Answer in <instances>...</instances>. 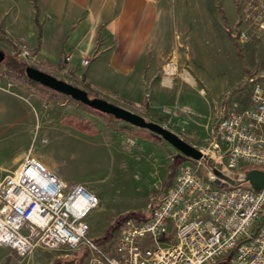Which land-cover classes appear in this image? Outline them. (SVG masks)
<instances>
[{
    "label": "crops",
    "instance_id": "1",
    "mask_svg": "<svg viewBox=\"0 0 264 264\" xmlns=\"http://www.w3.org/2000/svg\"><path fill=\"white\" fill-rule=\"evenodd\" d=\"M3 1L1 36L28 52L38 48L32 55L38 64L55 74L66 73L85 90L167 119L166 124L188 135L186 142L205 140L221 108H252L248 80L255 72L250 63L254 49L250 42L233 37L246 0H36L35 6L33 0ZM263 48L264 41L260 51ZM169 58L187 64L175 78L161 73ZM259 70L264 72V66ZM87 125L94 134L67 127L68 137L58 135L56 157L70 160L62 158L61 147L70 140L80 151L78 163L103 165L107 174H118L113 186L141 187L139 198L154 186H169L177 174L172 173L174 166L180 169L193 162L172 152L171 167L160 182V155L170 151L166 144L141 129L119 132L110 124ZM131 134L135 145L124 152ZM23 157L22 153L11 165H2V173L15 170ZM47 165L65 183L64 171ZM6 250L11 251L0 246V264ZM35 258L34 264H39L40 254Z\"/></svg>",
    "mask_w": 264,
    "mask_h": 264
},
{
    "label": "built area",
    "instance_id": "2",
    "mask_svg": "<svg viewBox=\"0 0 264 264\" xmlns=\"http://www.w3.org/2000/svg\"><path fill=\"white\" fill-rule=\"evenodd\" d=\"M263 32L264 0H246L233 37L247 41ZM173 69L171 60L161 73L171 76ZM248 82L252 108H221L200 149L196 162L214 167L205 177L192 165L180 168L150 197L148 218L123 219L112 248L97 243L86 222L97 196L82 184L66 189L30 154L0 180V246L22 258L37 250H84L85 264H264V188L252 190L239 173L242 165L264 172V76ZM126 143L134 147L135 139Z\"/></svg>",
    "mask_w": 264,
    "mask_h": 264
},
{
    "label": "rangeland",
    "instance_id": "3",
    "mask_svg": "<svg viewBox=\"0 0 264 264\" xmlns=\"http://www.w3.org/2000/svg\"><path fill=\"white\" fill-rule=\"evenodd\" d=\"M1 1L2 3L4 2L3 0ZM1 35L2 33L0 32V37H3ZM1 41L0 49L4 51L7 57H13L23 64L41 71L45 69L46 73L85 90L77 80L71 78L66 73L60 72V74H55L53 70L43 68L42 65L38 64L32 57V54L24 50L22 45L15 44L12 40L10 41L6 35H4V40ZM263 41L264 32L260 34L258 38L247 40V42L252 44L254 49L251 53L250 63L251 65L253 63L255 72L250 74V78L261 75L264 76V72H260L259 70L260 67L264 66V48L260 51V44H263ZM12 46H14V48ZM171 60L174 64L173 75L168 77L175 78L182 69L187 67V64L169 58L162 64L161 69L166 62ZM17 76L18 74L12 71L7 66L6 62L0 64V167L2 165H11L13 160L21 156L22 153L24 156L30 154L32 157L43 162L47 169V163L52 165L56 164L61 168L60 170L64 171L65 183L62 182L66 189L76 184H82L87 190L98 197L99 204L97 208L88 215L86 222L89 228L91 226V237L97 242L102 241L99 244L111 247L116 241L118 230L123 219L127 216H137L138 218L148 217L150 214L148 209L149 202H151L150 197L158 196L160 191L166 187L154 186L146 197L143 196L139 198V191H141V187L139 186H113L115 183L114 181H117L119 178L117 176L118 174H115V176L107 174L103 165L85 167L81 162L78 163L79 160H77V157L80 151H78V148L75 150V144L71 145L72 142L70 140L63 141L61 146L64 150L62 155H65H61L62 158H67L65 159L66 161L69 158L70 160H68L67 163L64 161L61 162L62 160L56 157V154L60 152V150L58 151V148H60L58 145L61 144V142H58V135L60 136L63 134L68 137L69 128L63 125L66 119H70V122L73 121L71 122L73 124L81 123L91 126L94 124L93 126L96 127H104V125L110 124L112 128L117 129L119 132L125 131L126 128H133L135 133L136 131L139 132V129L130 127L126 123L116 121L106 115H99L88 107L73 101L69 97L57 94L42 86L31 88L29 85L17 80ZM85 91L90 93L91 97L104 99L143 117L146 121L162 125L183 140L188 136L185 132L182 133L179 130H175V128L169 126V124L159 123L155 119L156 116L154 117L146 114L142 108L126 105L119 100L111 99L109 96H97L98 94L88 89ZM216 119L217 116L215 121H217ZM113 125L117 126L114 127ZM213 127L214 123L212 125V128ZM144 133L148 134L147 131H144ZM208 137L209 135L205 140L198 139L197 141H188L187 143L200 151V149L206 145ZM127 138H135V136L131 134ZM162 142L170 148V151L166 149L164 152H161L160 155L161 160L158 173L160 182L171 167V153L176 152L180 154L163 140ZM124 144V152H129V149L133 148L128 147L126 142ZM190 165H192L202 177L206 176V167L209 166L205 161H202L200 164L193 161ZM179 167L174 166L172 168V173L178 172ZM213 167L214 166H211L209 168ZM250 170L252 169L245 165L239 168V173H241L243 180L246 173ZM7 174L8 173L3 174L0 169V180ZM55 176L58 177L57 174ZM155 190H157L158 193ZM6 252L7 254H5V258L1 260V264H34L33 259H36L35 257L38 254H40V258H37L39 264L86 263V252L84 250L76 252H67L65 250H38L23 258L19 257L15 252L7 250ZM226 264L229 263L226 262Z\"/></svg>",
    "mask_w": 264,
    "mask_h": 264
},
{
    "label": "water",
    "instance_id": "4",
    "mask_svg": "<svg viewBox=\"0 0 264 264\" xmlns=\"http://www.w3.org/2000/svg\"><path fill=\"white\" fill-rule=\"evenodd\" d=\"M4 59L5 53L0 49V64L4 61ZM25 75L26 78L38 83L40 86L57 94L69 97L73 101L80 103L93 111L111 116L116 121H120L131 127L149 132L153 136H156L166 142L185 158L193 161H200L203 159L202 153L197 148L179 138L176 134L169 131L162 125L146 121L143 117L104 99L98 97L90 98L86 91L34 67L28 66L25 69ZM215 174L217 178L225 181L228 185H234V181L222 173L215 171ZM243 182L252 190L260 191L264 188V172L252 169L246 173Z\"/></svg>",
    "mask_w": 264,
    "mask_h": 264
},
{
    "label": "trees",
    "instance_id": "5",
    "mask_svg": "<svg viewBox=\"0 0 264 264\" xmlns=\"http://www.w3.org/2000/svg\"><path fill=\"white\" fill-rule=\"evenodd\" d=\"M33 4H34V6H35V4H36V0H33ZM36 25L38 26V28H40V26H39L37 20H36ZM0 40H4V37H0ZM12 47L14 48V46H12ZM37 50H38V48H35V49H33L32 51H30L29 54H32V55L35 54V53L37 52ZM238 52H239V50H238ZM3 62H6L7 66H8L12 71H14V72H16V73L18 74V76H17V80H19L21 83L27 84V85H29L31 88H36V87L40 86L38 83L33 82V81L29 80L28 78H26V75H25V69L28 67V65L23 64L22 62L16 60V59L13 58V57H7L6 55H5V59H4ZM3 62H2V63H3ZM42 71L46 72L45 69H42ZM88 96H89L90 98H95V97H91L90 93H88ZM144 106L147 108V106H148V105H147V102L144 103ZM94 112H95V113H98L99 115H104V114H101V113L96 112V111H94ZM106 116H107V115H106ZM108 117L113 118V117H111V116H108ZM113 119H114V118H113ZM155 119H156L159 123H161V124H164V123H166V121H167V119H165V118H163V117H159V116H156ZM114 120H115V119H114ZM71 122H73V121H71ZM71 122H70V119H66L65 122H63V125H64V126H67V127H69V128H72V129H74V130H77V131H79V132L85 133V134H94V133H95L94 130L91 129L88 125H84V124H81V123H75V124H73V123H71ZM119 122H120V121H119ZM147 135H148L149 138H151V139L154 140V141L162 142V140H161L160 138H158V137H156V136H153V135L150 134V133H148ZM205 162L207 163V165H208L209 167L213 166V163H212L211 161H209V160H205ZM151 211H152V208L150 207V208H149V213H150V214H151ZM150 214H149V215H150ZM131 217H136V218H138L137 216H131ZM139 218H140V217H139ZM96 242H97V241H96ZM101 242H102V241L97 242V243H101Z\"/></svg>",
    "mask_w": 264,
    "mask_h": 264
}]
</instances>
